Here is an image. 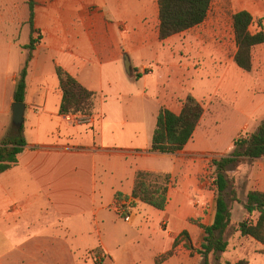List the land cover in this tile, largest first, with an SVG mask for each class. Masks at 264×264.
<instances>
[{"label":"crops","instance_id":"obj_1","mask_svg":"<svg viewBox=\"0 0 264 264\" xmlns=\"http://www.w3.org/2000/svg\"><path fill=\"white\" fill-rule=\"evenodd\" d=\"M91 3L96 9H88ZM114 7L112 0H66L60 14L34 8L33 27L42 39L26 76L25 147L17 165L0 175V264H94L99 252L103 264L202 263L200 226L212 224L214 207L205 217L182 188L200 191L202 157H227L237 137L264 121V44L252 51L251 71L239 69L232 21L245 11L254 19L250 33H257L264 0H213L202 24L164 41L158 39L157 0H117V25ZM28 16L29 10L0 7V142L17 132L11 106L29 56L23 49ZM23 29L28 41L19 43ZM57 66L96 94L90 123L59 114ZM198 72L206 80L196 91ZM134 82L140 89L128 87ZM188 96L203 108L192 138L175 154L151 153L159 111L179 115ZM249 161L250 168L238 171L242 204L248 192L264 193V157L241 163ZM138 172L180 173L183 183L157 211L131 197ZM116 194L134 206L129 222L117 212ZM183 232L188 240L174 247Z\"/></svg>","mask_w":264,"mask_h":264},{"label":"trees","instance_id":"obj_2","mask_svg":"<svg viewBox=\"0 0 264 264\" xmlns=\"http://www.w3.org/2000/svg\"><path fill=\"white\" fill-rule=\"evenodd\" d=\"M213 0H157L158 5V39L164 41L174 35L193 29L205 20ZM30 30L29 44L23 49L29 51V56L19 72L17 91L14 102L24 103L26 91V76L31 52L40 44L42 36L33 27L35 4L27 0ZM235 36L236 53L233 57L235 65L244 72L252 69V51L256 46L264 44V26L259 24V31L251 34L249 27L254 23L252 16L241 11L232 16ZM55 74L61 91L59 114L64 116L92 117L95 113L96 94L83 88L77 80L61 67L55 68ZM203 114V108L194 98L188 96L182 104L179 115H174L166 109L158 113L149 151L158 154H175L181 151L192 138ZM25 147L23 126L15 133H10L0 142V175L17 165V158ZM264 157V121L252 134L237 137L233 142V150L218 161H213L215 168L214 186L216 188L214 217L209 226H200L203 231V243L198 250L202 257L201 264H222L221 254L228 248L227 232L231 228V212L226 198L236 202L234 192L230 190L227 173L231 167H236L242 159H259ZM174 188V182L169 174L138 172L135 175L131 197L157 211H163L168 202V192ZM127 199L120 194L115 195L117 212L122 202ZM244 218L235 228V232L243 238L251 239L262 246L258 252L264 256V193L250 191L243 204ZM119 215H121L119 213ZM188 240L183 232L174 242V247L181 240ZM173 252L164 256L171 257ZM209 256L212 261H209ZM228 264V263H225ZM234 264H249L241 259Z\"/></svg>","mask_w":264,"mask_h":264},{"label":"rangeland","instance_id":"obj_3","mask_svg":"<svg viewBox=\"0 0 264 264\" xmlns=\"http://www.w3.org/2000/svg\"><path fill=\"white\" fill-rule=\"evenodd\" d=\"M35 4V9L40 11H46L49 9H52L53 12H57L60 14V12H65V5L66 0H32ZM75 2H79V4L83 3L85 0H74ZM107 1V0H106ZM115 2V12H112L111 14V21L114 23V25H117V0H112ZM0 7L1 8H11L15 11H21L25 10V12L28 15V7H27V1L26 0H0ZM89 10L96 9V4H89L87 6ZM110 8V5L108 6ZM55 15V14H54ZM19 43H26L28 41V34L27 30L23 29L18 37ZM204 74L201 72H198L197 77L194 80V87L196 91H199L200 88L203 85V81L206 79L203 78ZM143 78L142 76L140 79ZM146 80H148V83L151 82V79L146 75ZM138 81V80H137ZM133 86L134 88L141 87L140 82H134L133 85H129L128 87L131 88ZM113 89L109 91L110 94H112ZM97 98V97H96ZM97 102H95V107ZM96 110V109H95ZM112 111H108L109 115L112 114ZM114 114V113H113ZM112 114V115H113ZM111 115V116H112ZM245 135V134H243ZM221 157L217 156H203L202 157V169L201 174L196 176L197 179V185L201 184L200 191L196 187L195 190L193 187H183V195H185V198L190 201L191 208H194V210L199 211L200 208L202 209V213L205 217L208 216L209 210L211 207L215 206V194H216V188L214 186V178H215V168L212 166L213 161L220 160ZM251 161L249 162H242L238 164L236 167H231L227 173V176L230 181V190L234 192V195L236 198V202H230L229 199L231 196L226 198V201L229 205L230 212H231V228L227 232V240H228V248L225 253L221 254L220 256V263L225 264H234L236 261L245 259L248 261L249 264H264V256L260 255L258 252L259 245L255 243H252L250 241H245L243 239H240L238 237L239 233L235 232V228L239 222L242 221L244 218V211H243V204L244 201V195L241 191L242 188H240V183L242 182L241 174L238 173L240 168H243V170H247L251 167ZM173 182H174V188H181L183 183V176L182 174H176L172 176ZM204 192L207 193V197L204 196ZM201 193V194H200ZM138 211L136 212V214ZM197 222H201V219L196 220ZM254 242V241H253ZM202 258V257H201ZM209 261H212V257L209 256Z\"/></svg>","mask_w":264,"mask_h":264},{"label":"built area","instance_id":"obj_4","mask_svg":"<svg viewBox=\"0 0 264 264\" xmlns=\"http://www.w3.org/2000/svg\"><path fill=\"white\" fill-rule=\"evenodd\" d=\"M66 118L74 123V124H88L91 122V117H81V116H66ZM133 204L132 202H122L119 208V213L121 214L120 216L123 218L125 222L130 221V216L133 211ZM105 258V253L104 252H99L97 256L95 257L94 264H103V260Z\"/></svg>","mask_w":264,"mask_h":264},{"label":"water","instance_id":"obj_5","mask_svg":"<svg viewBox=\"0 0 264 264\" xmlns=\"http://www.w3.org/2000/svg\"><path fill=\"white\" fill-rule=\"evenodd\" d=\"M123 67H124L125 72L129 75L131 73V65L126 56L124 57V60H123ZM16 91H17V87H15V94H16ZM15 94H14V97H15ZM11 108H12V127L18 131L23 126L25 104L14 102Z\"/></svg>","mask_w":264,"mask_h":264}]
</instances>
